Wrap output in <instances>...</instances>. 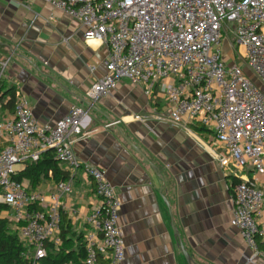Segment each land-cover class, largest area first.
<instances>
[{
  "label": "built area",
  "instance_id": "obj_1",
  "mask_svg": "<svg viewBox=\"0 0 264 264\" xmlns=\"http://www.w3.org/2000/svg\"><path fill=\"white\" fill-rule=\"evenodd\" d=\"M41 1L78 22L86 42L108 46L106 71L86 93L91 105L123 79L142 85L147 95L158 86L171 121L213 133L223 149L221 167H250L261 179L235 184L230 224L249 250L247 264H264L259 242L264 230L257 218L264 208V0ZM230 34L235 41L230 45L252 77L237 65L236 56L235 63L223 57L221 43ZM9 62L10 57L0 59V80L6 78ZM84 116L83 108L71 105L55 123L41 124L18 91L13 116L0 119V204L8 206L21 255L30 264H40L49 243H62L61 195L71 191V183H57L48 194L31 191L14 178V166L38 161L43 152L53 150L69 175L75 173L80 163L73 143L83 131ZM84 172L100 198V206L86 219L85 263L121 264L126 257L119 226L122 201L106 170L86 164Z\"/></svg>",
  "mask_w": 264,
  "mask_h": 264
},
{
  "label": "crops",
  "instance_id": "obj_2",
  "mask_svg": "<svg viewBox=\"0 0 264 264\" xmlns=\"http://www.w3.org/2000/svg\"><path fill=\"white\" fill-rule=\"evenodd\" d=\"M108 51L105 43L86 42L79 23L52 4L0 0V59L10 57L6 81L41 124L55 123L71 105L85 110L83 131L73 143L80 167L68 178L71 191L61 195L68 245L77 249L78 235L89 229L88 215L100 206L84 172L91 164L106 170L122 201L121 264H187L180 241L196 264H247L249 250L230 224L233 188L261 179L250 167H221L223 149L213 133L171 121L158 86L147 95L142 85L123 79L91 105L86 93L105 73ZM113 121L120 122L108 126ZM56 184L48 178L34 190L48 194ZM2 215L9 218L10 211ZM257 218L264 230V208ZM259 242L264 248V234Z\"/></svg>",
  "mask_w": 264,
  "mask_h": 264
},
{
  "label": "trees",
  "instance_id": "obj_3",
  "mask_svg": "<svg viewBox=\"0 0 264 264\" xmlns=\"http://www.w3.org/2000/svg\"><path fill=\"white\" fill-rule=\"evenodd\" d=\"M18 95L15 85L9 84L6 79L0 80V119L3 112H13ZM204 128V127H203ZM69 172L60 166V162L55 158L53 150L43 152L38 161H27L23 169L18 170L15 179L21 182H28V189L34 190L42 181L52 179L56 183L66 181ZM9 210L5 204H0V264H30L21 252L23 250L21 241L16 231L12 229L8 217L3 216V212ZM62 243L55 248L52 244L47 245V255L40 259V264H86V245L83 234L78 235V246L73 250L68 245L65 237V228L62 216Z\"/></svg>",
  "mask_w": 264,
  "mask_h": 264
},
{
  "label": "rangeland",
  "instance_id": "obj_4",
  "mask_svg": "<svg viewBox=\"0 0 264 264\" xmlns=\"http://www.w3.org/2000/svg\"><path fill=\"white\" fill-rule=\"evenodd\" d=\"M235 42L234 37L232 34H230V38L224 39V41L221 43L222 49H223V57L227 59L228 62L235 63V56L237 57V65L240 66L247 76L252 77V72L246 67V64L244 62V59L241 57L240 54L237 53L236 49L233 48L230 45V42ZM235 47V46H234ZM259 84V83H258ZM22 167V164H16L14 166L15 169L19 170Z\"/></svg>",
  "mask_w": 264,
  "mask_h": 264
},
{
  "label": "water",
  "instance_id": "obj_5",
  "mask_svg": "<svg viewBox=\"0 0 264 264\" xmlns=\"http://www.w3.org/2000/svg\"><path fill=\"white\" fill-rule=\"evenodd\" d=\"M151 166H153L152 163H151ZM175 234L177 236H179L177 231H175ZM179 241H180V239H179ZM180 246H181V250H182V252H183V254H184L185 258H186L187 264H196L195 261L193 260V258L191 257V255L185 249V247H184V245H183V243L181 241H180Z\"/></svg>",
  "mask_w": 264,
  "mask_h": 264
}]
</instances>
